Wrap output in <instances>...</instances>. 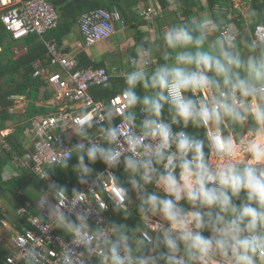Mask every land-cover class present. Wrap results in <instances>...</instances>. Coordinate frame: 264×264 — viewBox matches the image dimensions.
<instances>
[{"label": "clouds", "instance_id": "9594fccd", "mask_svg": "<svg viewBox=\"0 0 264 264\" xmlns=\"http://www.w3.org/2000/svg\"><path fill=\"white\" fill-rule=\"evenodd\" d=\"M256 15L249 11L246 23ZM160 39L163 62L153 67L160 50L155 41L136 46L129 57L119 117L106 104L74 122L70 129L80 142L47 161L48 169L67 168L75 155L78 182L91 180L92 192L104 194L110 180L120 189V197L107 194L113 211L125 218L135 193L139 222L129 227L98 219L93 227V199L52 184L56 203L46 195L39 200L47 211L41 231L60 229L70 241L55 252L26 242L15 261L264 264V34L245 36L222 18L205 16L169 26ZM97 161L106 173L93 179L90 165ZM120 165L127 187L111 171ZM96 204L99 213L105 205Z\"/></svg>", "mask_w": 264, "mask_h": 264}, {"label": "built area", "instance_id": "2783aa9c", "mask_svg": "<svg viewBox=\"0 0 264 264\" xmlns=\"http://www.w3.org/2000/svg\"><path fill=\"white\" fill-rule=\"evenodd\" d=\"M231 1L234 9L245 12L250 8L253 0ZM136 10L138 17L147 21L153 20L162 14V7L157 2L146 6H138ZM226 11L227 8L218 5L213 8V12L217 14ZM0 18L5 30L9 32L11 37L14 40H20L29 34H37L41 38L45 32L57 25L59 13L49 0H0ZM77 22L84 45L87 47L110 37L115 32L117 23L122 26L125 25L121 12L115 6L111 9L91 8L81 13ZM226 25L230 28L229 24ZM262 34H264V25L257 24L254 27L253 36ZM43 42L47 48L49 65L59 67L60 72L53 71L49 73L46 67H42L37 69L34 74L46 78L49 86L54 90V102L57 106L63 103L71 104L70 109L58 107L59 109L57 108L54 112L33 116L29 119V124L23 131L24 138L28 139L33 147L30 162L31 170L50 188L53 180L49 176L46 178L40 177L42 171H45V167L48 165V158L59 152V150H67L80 142L77 137L76 143L71 144L69 139L63 135V132L71 131L70 128L73 123L80 119L92 118L94 111L102 110L106 104H111L119 117L122 104L121 92L111 95L107 100H95L89 93V88L92 86L108 84L111 71L104 67L77 68L76 57L61 52L53 41ZM14 50L16 54L19 51L15 48ZM114 70L115 68L112 69V71ZM200 95H203V93ZM10 98L19 102L25 100V96L21 94L11 95ZM114 123L120 124L122 122L118 119ZM93 129L90 131L93 132ZM205 131L207 132L206 129ZM211 158L214 162V154L210 152L209 159ZM111 171L114 174V169ZM101 173H106V166ZM91 187L90 180L89 184L79 183L74 189L83 192L79 195L80 199H93L90 205L93 209L90 224L94 227L98 219L107 224L111 218L110 203L112 204L111 198L107 194L111 193L116 197H120V189L110 180L104 185V194H101L100 191H90ZM57 195L61 194L57 193ZM47 199L52 204L56 203L53 196L47 197ZM96 201L100 203L101 207L103 204L105 205L99 213L96 212ZM43 211L46 218L47 211L45 209ZM16 213L19 217H23L27 213V209L24 206L19 207ZM41 221L37 215L29 214L27 216L30 227L24 228L21 232L18 231L12 239L16 254L7 255L2 264H21L20 261H15L16 257L20 255L18 245H23L26 242L34 241L38 245L43 244L55 252L59 250L62 243L70 241V237H64L56 232L57 228H52L48 232L41 231ZM94 262L95 259H93L92 264Z\"/></svg>", "mask_w": 264, "mask_h": 264}, {"label": "trees", "instance_id": "16d2710c", "mask_svg": "<svg viewBox=\"0 0 264 264\" xmlns=\"http://www.w3.org/2000/svg\"><path fill=\"white\" fill-rule=\"evenodd\" d=\"M49 1L59 13V21L55 27L45 32L41 38L37 34H29L20 40H14L9 32L5 30L0 18V130L5 128L7 123L15 117L13 112H10V109L14 107L17 101L11 99L10 96L21 94L27 100V106L24 115L21 117V122L17 123L10 133L2 137L4 144L0 143V196L5 197L10 204L12 199H15L16 205L14 208L16 209L23 206L26 207L27 213L21 217L24 225L23 228L30 227V224L27 222L29 214L37 215L42 220L43 215L35 211V202L38 197L44 195L50 188L31 171L22 170L21 166H16L20 171L16 176L8 179L2 178V172L6 164L12 163L15 158H20L25 153L22 146L23 131L29 124V119L36 115L47 114L57 110V105L54 102V90L49 86L45 77L34 74L37 69L42 67H46L49 73L54 70L49 65L47 48L43 41H53L57 47H60L64 37L71 33V28L77 23L80 14L91 8L103 7L111 9L115 6L121 12L126 23H129L128 21L133 18L131 7L134 0ZM142 1L144 3L148 2V0ZM180 1L181 13L186 15V18L182 20V23H184L190 21L187 15H190V10L197 3L196 0ZM220 1L224 0H207L209 10L211 11L214 4ZM161 2L164 7L167 6L165 0H161ZM253 8L257 15L254 18L253 26L248 27L249 33L250 31L251 33L253 32L255 23L264 25V0H253ZM212 14L213 18H217L220 15L222 19H227V14ZM237 26L238 28H244V21L241 19L240 22H237ZM243 34L247 36L246 33ZM19 43H21L22 48L25 50L23 53L16 55L14 48ZM63 51L67 52L68 49L64 48ZM75 57L77 59V68L80 69L99 68L106 65L105 61H98L92 58L84 49H81ZM160 59L159 62H163ZM122 88L123 79L111 77L110 82L104 86L90 87L89 93L95 100H107L111 95L121 92ZM188 131H196L201 135L205 134L191 128ZM72 142L75 143L74 140ZM72 142L70 141L71 144ZM76 163V156L73 155L68 161L69 166L67 168L53 167L48 169L49 165L45 167V171L48 172V176L53 180V184L65 187L69 195L75 190L74 187L79 184L77 174L73 171ZM90 166L93 168V177L96 173H101L105 168V165L101 161H97ZM114 174L127 187V174L124 171L123 165L115 168ZM26 182L28 188L24 189ZM131 211L133 214L125 218L121 213L113 211V205L110 203L111 218L108 220V223H124L129 227H134L139 222V217L136 211ZM23 228H19L18 231H23ZM56 232L64 237H68L60 229H56ZM9 254L13 253L0 246V264L3 263L4 258Z\"/></svg>", "mask_w": 264, "mask_h": 264}, {"label": "crops", "instance_id": "0c3cea01", "mask_svg": "<svg viewBox=\"0 0 264 264\" xmlns=\"http://www.w3.org/2000/svg\"><path fill=\"white\" fill-rule=\"evenodd\" d=\"M165 1L167 2L166 7L163 6L161 0H148V2H146V3H144L142 0H134L133 6L131 7L132 11L131 10L130 11L132 13V17L135 19L133 20V18H132L131 20L128 21L129 23L125 22L124 26L119 25L117 23L115 26V32L110 36V37H112L113 35L117 34V37H114L111 40H109L110 37H108L107 40L106 39L103 40L104 44L99 45L96 48L97 54L100 55L99 60L105 61L106 65L104 68H106L108 71H111L110 79H111V77L123 79L122 74L131 69V65L129 63V57L135 55L136 46L140 45L141 43H143V44H145V46H147L151 42L155 41L157 44L160 45V50L158 52H156V54H155V55H157V58L154 59L153 67L155 66L156 63H160L159 59L161 58L162 52L164 50L163 49V41L160 39V37L162 36L164 31L167 30V28L169 26L182 23V20H184L186 18V15L181 13V10H180L181 1L180 0H165ZM156 2L162 7V14L160 16H158L157 18H155L153 20H149V21L143 20V19L138 17L137 10H136V8L138 6H146L150 3L155 4ZM196 3H197V5H194L192 7V9L190 10V13H189L190 15H187V17L190 18V20L195 19V18H202L205 16H211L213 18V14H212V13H214L213 8H214V6L218 5V6L227 8V11L225 13H222V14H227V19H223V20L226 22V24H229L231 29L238 30L240 32L242 30H244L243 33H246L247 36H253V32L251 33V31H250V33H249V31H248V27L250 28L251 25L253 24V22L250 25L248 23H246L247 13L249 11H254L253 1L251 3L250 8L245 12L234 9L232 7V1L231 0H224V1H220L216 4H214L211 11L209 10V8L207 6V0H196ZM215 14H217V13H215ZM218 16H219V18H222V17H220V15H218ZM241 19L244 21V28H238V26H237V22H240ZM227 20H229V21H227ZM257 24H260V23H255L254 27ZM74 28H76L77 31H79L78 22L71 28V33L64 37L63 43L60 47H58V49L63 53H66L70 56L75 57L76 54L83 48H82L81 44L78 42V43H76V47H81V48L74 52V50H72V48H71L73 46V44H68V42H67V39L72 34V31L74 30ZM119 34H122L124 39L118 40ZM78 36L82 38L80 33L78 34ZM82 40H83V38H82ZM123 40H125V41H123ZM127 41H130V44L128 46H125V42H127ZM83 44H84V42H83ZM94 45H96V44H94ZM64 48L68 49V51L64 52L63 51ZM15 49L19 50L17 54L23 53L25 50L24 48H22L21 43H19L15 47ZM84 50L90 56H92V58L96 59L92 52H90L88 49H84ZM123 54H125V55H123ZM52 68L54 69L53 71L60 72L59 67H52ZM113 68H115L114 71H112ZM123 87H124V80H123ZM138 91H142V90L138 89ZM22 102H24V104ZM20 103H22V105H17V102H16L14 107H12L10 109V112H13L15 117L7 123L5 128L0 130V137H1L0 143L1 144H4L2 137L6 136L8 133H10L14 129V126L17 123H20L22 120L21 117L24 115V112H25V109L27 106V100L25 99V100L21 101ZM69 106H71V104L63 103L62 105H59L56 107L57 108L61 107V108H65V109H70ZM4 130H6V133L1 134V132ZM94 131H95V128L93 129V132ZM199 131L202 132L203 134L206 133L205 129H199ZM245 133L247 134V131H245ZM63 135L67 139H69V141L72 142V140H74L76 143L77 136H75L74 134L72 135V131H64ZM73 136H74V138H73ZM73 143L74 142H72V144ZM22 146L25 150V153L22 155V157L15 158V160L12 163L6 164V166L4 167L3 172H2V178L3 179H8V178H11L13 176H16L17 173L20 171V169L16 168V166H21L23 168L22 170H29L32 172L31 167H30V162H31V154L33 152V147H32L31 142L28 139L24 138V135H23V140H22ZM16 160H20V161L22 160L21 161L22 163L20 162L21 165L19 164V161H16ZM210 161H212V159ZM27 188L28 187H27V182H26L24 189H27ZM149 189L154 190V186L151 185V187L148 188V190ZM129 194L132 198V203L129 205V210H130V213L133 214V212L131 210L136 211V196H135V193H133V192H131ZM44 195H46L47 197H52V195H50L49 189L47 190V192ZM44 195H41L40 197H38V199L35 202V209H36L35 211L41 213L43 215V217H44V214H43L44 211H43V209H41L39 207V200ZM160 195H164V194L161 192ZM2 197L3 196H0V246L2 248L6 249L7 251H10L13 254H16V250L12 244V239H13L14 235L18 232L19 228H23L24 225H23L21 217H19L16 213V208H14V206L16 205V200L12 199L11 204L8 202V206H7V205L3 204ZM73 219H74V217H73ZM8 231H14V233L9 238L10 241L7 238V237H9ZM6 244L9 245L10 248L5 247ZM93 264H95V262Z\"/></svg>", "mask_w": 264, "mask_h": 264}, {"label": "rangeland", "instance_id": "374dc122", "mask_svg": "<svg viewBox=\"0 0 264 264\" xmlns=\"http://www.w3.org/2000/svg\"><path fill=\"white\" fill-rule=\"evenodd\" d=\"M78 32V33H77ZM80 32L79 31H77V29L76 28H74V30L72 31V34L68 37V39H67V42H68V44H73V46L71 47L72 48V50H74V52L75 51H77V50H79L81 47H76V43H80L81 44V46H82V48L83 49H88L90 52H92L93 54H94V56H95V58H96V60H99L100 59V55H98L97 54V47L99 46V45H102V44H104V41H101V42H99V43H97L96 45H93V46H85L84 44H83V40H82V38L81 37H79L78 36V34H79ZM114 37H117V34L116 35H113L112 37H110L109 38V40H111V39H113ZM122 39H124V37H123V35L122 34H119L118 35V40H122ZM107 40V39H106ZM117 40V41H118ZM123 41H125V40H123ZM130 44V41H127V42H125V46H128ZM16 55H18V54H16ZM123 55H125V54H123ZM155 58H157V55H155V57H154V59ZM23 104H24V102H22ZM22 103H20L19 101H17V105H22ZM25 106V105H24ZM6 133V130H4V131H2L1 132V134H5ZM245 135H247L246 133H245ZM0 140H1V137H0ZM16 161H19V164L21 165V161L20 160H16ZM21 162V163H20ZM16 166V165H15ZM151 187V185H149V187L148 188H150ZM148 191H153V189H149ZM51 195V194H50ZM2 201H3V204H5V205H7L8 206V201L6 200V198L5 197H2ZM18 209V208H17ZM17 209H16V211H17ZM135 212V211H134ZM9 232V234H8V236L9 237H7L8 239L11 237V235L14 233V231H8ZM9 241H10V239H9ZM3 245V244H2ZM5 246V245H4ZM5 247H9L10 248V246L9 245H7L6 244V246Z\"/></svg>", "mask_w": 264, "mask_h": 264}]
</instances>
